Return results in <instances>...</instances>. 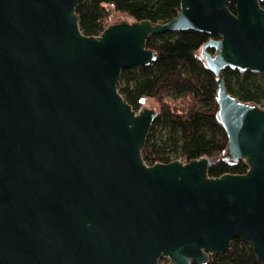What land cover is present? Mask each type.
I'll use <instances>...</instances> for the list:
<instances>
[{"label":"water","instance_id":"1","mask_svg":"<svg viewBox=\"0 0 264 264\" xmlns=\"http://www.w3.org/2000/svg\"><path fill=\"white\" fill-rule=\"evenodd\" d=\"M260 1L182 0L166 23L87 36L80 0H0V264H205L236 238L264 264V109L223 78L264 74ZM185 30L219 35L201 54L244 174L211 177L209 157L143 160L157 112L129 104L121 73L152 63L150 35Z\"/></svg>","mask_w":264,"mask_h":264},{"label":"trees","instance_id":"2","mask_svg":"<svg viewBox=\"0 0 264 264\" xmlns=\"http://www.w3.org/2000/svg\"><path fill=\"white\" fill-rule=\"evenodd\" d=\"M264 7V0L260 1ZM235 11V2L228 3ZM182 0H80L77 7L81 31L87 36L100 35L114 14L133 21L149 20L166 23L175 18ZM218 34L195 30L150 35L146 46L156 57L149 65L122 70L119 91L135 110L143 109L144 99L160 107L142 150L147 165L182 159L190 161L209 157L211 177L225 173L244 174L245 160L228 157V136L219 118L218 84L201 48ZM209 52H214L212 48ZM260 72L227 67L223 78L230 94L240 101L264 109V77ZM167 258L160 259L166 264ZM205 264H262L252 244L236 238L221 255L212 256Z\"/></svg>","mask_w":264,"mask_h":264},{"label":"rangeland","instance_id":"3","mask_svg":"<svg viewBox=\"0 0 264 264\" xmlns=\"http://www.w3.org/2000/svg\"><path fill=\"white\" fill-rule=\"evenodd\" d=\"M132 19L131 17L127 16V15H123V14H114L111 19H110V22L113 23V22H117V21H121L123 19ZM260 77H264V74H260ZM144 105H147V106H150V107H153L155 110L159 111L160 107L158 105V103L152 99H148V98H145L144 99ZM212 257V256H211ZM166 258V257H165ZM162 262H160L161 264ZM166 264H170V259L167 258V261L165 262Z\"/></svg>","mask_w":264,"mask_h":264},{"label":"flooded vegetation","instance_id":"4","mask_svg":"<svg viewBox=\"0 0 264 264\" xmlns=\"http://www.w3.org/2000/svg\"><path fill=\"white\" fill-rule=\"evenodd\" d=\"M213 51H214V50H213ZM213 53H215V51H214Z\"/></svg>","mask_w":264,"mask_h":264},{"label":"built area","instance_id":"5","mask_svg":"<svg viewBox=\"0 0 264 264\" xmlns=\"http://www.w3.org/2000/svg\"><path fill=\"white\" fill-rule=\"evenodd\" d=\"M182 160V159H181ZM184 161V160H183Z\"/></svg>","mask_w":264,"mask_h":264}]
</instances>
